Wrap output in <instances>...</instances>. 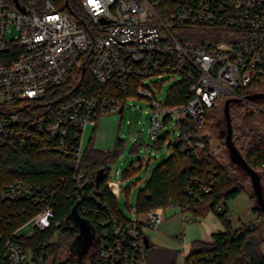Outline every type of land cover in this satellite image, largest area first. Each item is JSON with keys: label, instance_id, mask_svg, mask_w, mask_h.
<instances>
[{"label": "built area", "instance_id": "built-area-1", "mask_svg": "<svg viewBox=\"0 0 264 264\" xmlns=\"http://www.w3.org/2000/svg\"><path fill=\"white\" fill-rule=\"evenodd\" d=\"M61 1L0 0V105L13 109L0 110V144L69 154L78 188L89 179L81 163L83 131L101 115L123 111L126 100H142L148 106L149 133L156 140L170 120L178 128L183 117L202 126L208 109L227 97H244L236 89L264 76V0H77L79 17L71 13L67 0L62 6ZM10 29L14 34L7 36ZM85 67L91 82L84 80ZM164 74L177 76V83L183 80L188 95L184 103L159 100L158 85L145 82ZM131 78L136 80L134 95L128 94ZM59 86L62 97L46 102V90ZM37 101L41 104L32 105ZM29 106L42 110L31 115ZM196 145L202 147L203 142ZM122 182L107 181L115 198ZM33 188L14 182L0 189V201L36 204ZM18 206L16 213L24 208ZM215 209L231 228L247 225L234 226L223 202ZM180 210L189 220L187 211ZM52 218V208L46 205L17 225L3 239L1 264H33V252L15 236L23 234L27 223L33 229L24 235L44 230ZM162 218L163 208L156 207L133 212L124 222L114 220L111 232L103 229L104 238L91 231L97 246L85 264H145L144 231L156 229ZM178 240L185 258L186 240Z\"/></svg>", "mask_w": 264, "mask_h": 264}, {"label": "trees", "instance_id": "trees-1", "mask_svg": "<svg viewBox=\"0 0 264 264\" xmlns=\"http://www.w3.org/2000/svg\"><path fill=\"white\" fill-rule=\"evenodd\" d=\"M67 1L71 13L79 17L77 0ZM262 77L246 88L236 89L237 94L247 95L259 84ZM85 79L91 82L87 67ZM131 81L133 85L128 94L134 95L136 80L131 78ZM76 91H80V88ZM62 94L63 87H51L46 90L44 99L52 103L60 99ZM187 98V89L181 80L170 89L166 102L169 105H178ZM255 102L256 107L243 101L230 102L231 137L239 154L256 172L264 196V99ZM220 106L213 107L217 116L209 115L206 111L205 122L200 127L187 117L180 120L179 134L173 142H169L168 156L154 167L137 193L136 213L156 207L165 208L174 202L196 216L202 206L208 205L220 218L224 228L213 233L211 241H192L184 264H190L191 259H195L192 264H264V210L257 202L255 201L252 210L258 213V223H248L235 229L215 209L219 202L226 206L242 192L255 200L248 172L232 159L226 146V122L223 105ZM248 116L256 127H244ZM213 119L217 135L221 139L219 155L211 151L209 135L202 132L208 121ZM95 127L96 125L92 127L82 156V167L89 177L82 188L76 187L72 178L74 168L69 154L0 144V189L14 182L29 183L33 185L38 198L36 204L31 200L9 204L4 200L0 201V250L5 236L10 235L17 225L24 223L38 207L46 205L53 211L49 227L41 231L35 229L30 235L15 236L23 248L33 252V264H68L66 260L58 257L62 246L69 241L74 242L80 233L74 215L88 224L98 238H104L103 229L112 231L114 220H128L121 214L117 198L107 187L108 165L119 155L122 139L116 134L113 148H95L92 146ZM166 136L167 133H163L157 137L154 144L156 148L160 147ZM198 141L203 142L202 147L196 145ZM99 169H103V177L96 185L95 178ZM205 187L209 190L205 191ZM113 191L116 192L115 186ZM17 206L24 208L16 213Z\"/></svg>", "mask_w": 264, "mask_h": 264}, {"label": "rangeland", "instance_id": "rangeland-1", "mask_svg": "<svg viewBox=\"0 0 264 264\" xmlns=\"http://www.w3.org/2000/svg\"><path fill=\"white\" fill-rule=\"evenodd\" d=\"M63 3L64 0L61 1L60 5L62 6ZM13 34L14 32L12 29L7 32V36H12ZM178 80L177 76L164 74L159 78L152 76L145 82L152 83L156 86L158 85L159 89H156V97L161 101H166L170 89L177 84ZM262 91H264V77H262L259 84L252 88L249 93ZM223 102L219 104V106L221 105L220 107H222ZM253 103L256 104L255 101H253ZM35 104L39 105L41 102L37 101ZM248 104L251 107L253 106L250 103ZM147 107V104L142 100L135 99L131 104H129V100H126L124 109L121 113L101 115L92 133V141L95 138H99L100 146H102L101 148L103 149H111L114 147L116 134L122 139L119 155L108 165V179L123 180L121 184L122 190L117 198V203L121 214L126 218H131L132 213H136V196L138 191L144 185L145 180L150 176L154 167L168 156L170 152L169 142H173L179 134V128L170 120L159 134L160 136L163 133H167L166 139L159 148H156L154 145L155 140L151 138L148 130L150 119L146 111ZM0 110L5 113L13 111L12 107L3 105H0ZM27 110L33 115L37 114L42 109L29 106ZM207 112L209 115L217 116V112H215L214 108L208 109ZM214 122L215 119L208 121L207 125L202 129V132L209 135L211 151L219 155L221 139L217 135V127ZM250 126L256 127L257 125L251 120V117L248 116L246 117L244 127L249 128ZM259 128L262 129L261 127ZM90 134V127L88 129L85 128L82 135L83 146H85ZM134 142L135 146L133 147ZM254 204L255 200L246 192L240 193L237 197L229 201L227 203V210L232 217V224L237 227L242 224L258 223V213L252 210ZM164 209L167 219L158 225L156 230L158 232L156 235L165 236L157 237L161 238L162 240L160 239V241L168 244L167 246H169V248L171 247V249L145 248L143 261L145 264H184V254L176 239V236L181 233L182 226L179 216L181 214L180 207L169 204ZM199 213L200 215H205L193 217L192 220L199 227L201 238L208 241L211 239V235L208 234L209 230H216V228L222 230L223 224L217 214L209 209L208 205L202 206L199 209ZM184 215L188 217L190 213L185 212ZM32 229V224L27 223L20 232L29 234ZM148 235L151 239L152 234L149 233ZM185 240L189 248L191 241ZM80 244L81 242L78 239L74 242H67L62 246L58 258L60 260L68 259L72 251L80 249ZM96 246L97 240L93 238L90 246L81 256L75 254V257L81 260L73 264H85L88 262V259L95 253ZM262 250H264V245H262ZM72 259H74V257ZM69 264H72V262L69 261Z\"/></svg>", "mask_w": 264, "mask_h": 264}, {"label": "water", "instance_id": "water-1", "mask_svg": "<svg viewBox=\"0 0 264 264\" xmlns=\"http://www.w3.org/2000/svg\"><path fill=\"white\" fill-rule=\"evenodd\" d=\"M66 7H68L67 2H66ZM260 99H264V91L248 93L247 95L241 98L240 97H227L224 99V102H223V113H224L225 122H226V136H225L226 146L229 150V153L232 159L235 160L237 163H239L248 172L250 179H251V184L254 190V194H255V201L262 208V210H264V196H262V191H261V186L259 183L258 176L256 172L254 171V169L249 167V165L245 162V160L239 154L238 150L235 148L232 142V137H231L232 136V125H231V118H230V113H229L230 102L246 101V100L259 101ZM121 111H122V108L118 110L119 113ZM102 177H103V169H99L97 171L96 178H95L96 185L99 184ZM74 217L76 219V223L80 227V233L78 235V239L79 238L83 239V246H81L80 249L83 252H85L86 245L88 244L89 238L91 236V230L88 224L80 220L75 215ZM144 246L145 248L149 247L148 238L146 236L144 237Z\"/></svg>", "mask_w": 264, "mask_h": 264}, {"label": "crops", "instance_id": "crops-1", "mask_svg": "<svg viewBox=\"0 0 264 264\" xmlns=\"http://www.w3.org/2000/svg\"><path fill=\"white\" fill-rule=\"evenodd\" d=\"M89 128V127H88ZM87 128V129H88ZM92 130V127H90V131ZM91 135V134H90ZM90 137V136H89ZM88 137V139H89ZM87 139V140H88ZM111 141V140H110ZM98 144V145H97ZM109 145V144H108ZM92 146L95 147V148H99V149H103L101 148L102 146H100V142H99V138H95L93 141H92ZM171 205V204H170ZM173 206H176V205H173ZM163 208V218L161 220L160 223H162L164 220H166V216H165V209L164 207ZM181 212V211H180ZM179 212V214H180ZM188 213V212H187ZM205 215V214H203ZM203 215H200L199 211H198V214L196 216H193L191 213H190V216L189 217V220H184L183 219V216H182V213L179 215L180 216V220H181V233L179 235L176 236V239L178 240L180 237H184L185 239L187 240H190L191 242L194 241V240H203L201 238V233H200V230H199V227L197 226V224L195 222H193V217H198V216H203ZM159 223V224H160ZM158 227V226H157ZM224 226L222 225V230H223ZM215 229V228H214ZM156 229H145L144 233H145V236L148 238V242H149V245H151L150 247L152 248H162V249H171V247L169 248V246H167L168 244H165L164 242L160 241L161 238L157 237V236H162V237H165L163 235H156L158 231H156ZM218 231H221L220 229L216 228V230H209V233L211 235V239H212V234L213 233H216ZM149 233L152 234V237L151 239L149 238ZM208 240V241H211ZM162 240V239H161ZM205 241V240H204ZM179 242V240H178ZM190 247V246H189Z\"/></svg>", "mask_w": 264, "mask_h": 264}, {"label": "flooded vegetation", "instance_id": "flooded-vegetation-1", "mask_svg": "<svg viewBox=\"0 0 264 264\" xmlns=\"http://www.w3.org/2000/svg\"><path fill=\"white\" fill-rule=\"evenodd\" d=\"M95 236H94V234H92L91 233V236H90V238H89V242H88V244L86 245V249L90 246V244H91V242H92V240H93V238H94ZM78 239V238H77ZM80 242H81V246H83V239H81V238H79L78 239ZM72 251V250H71ZM86 251V250H85ZM84 252L81 250V249H78V250H76V251H72V254L70 255V257L68 258V260H70L72 263H74V262H76V261H79V260H81V259H78V257H75V254H78V256H81L82 254H83ZM74 257V259H72V258Z\"/></svg>", "mask_w": 264, "mask_h": 264}]
</instances>
